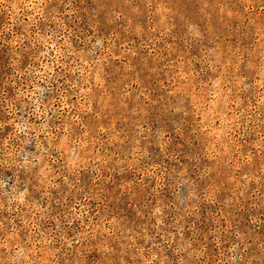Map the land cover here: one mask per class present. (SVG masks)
<instances>
[{
    "label": "rangeland",
    "instance_id": "rangeland-1",
    "mask_svg": "<svg viewBox=\"0 0 264 264\" xmlns=\"http://www.w3.org/2000/svg\"><path fill=\"white\" fill-rule=\"evenodd\" d=\"M0 264H264V0H0Z\"/></svg>",
    "mask_w": 264,
    "mask_h": 264
}]
</instances>
